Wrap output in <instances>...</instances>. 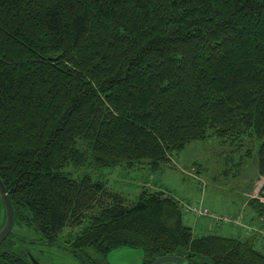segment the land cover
I'll use <instances>...</instances> for the list:
<instances>
[{
    "label": "trees",
    "instance_id": "16d2710c",
    "mask_svg": "<svg viewBox=\"0 0 264 264\" xmlns=\"http://www.w3.org/2000/svg\"><path fill=\"white\" fill-rule=\"evenodd\" d=\"M210 137L259 141L264 177V0H0V179L14 226L41 244L95 212L68 243L83 264L120 247L141 249V264H264L247 241L195 238L166 192L127 205L67 172L155 173ZM10 236L0 264H29Z\"/></svg>",
    "mask_w": 264,
    "mask_h": 264
},
{
    "label": "rangeland",
    "instance_id": "374dc122",
    "mask_svg": "<svg viewBox=\"0 0 264 264\" xmlns=\"http://www.w3.org/2000/svg\"><path fill=\"white\" fill-rule=\"evenodd\" d=\"M258 146L259 141L250 137L232 142L210 137L189 143L155 173L145 164L132 169L125 165L99 170L70 168L67 172L75 180L88 176L104 183L107 191L122 196L127 205L143 191L166 192L181 203L183 223L195 238L217 235L247 241L264 254V211L258 214L250 205L251 200L254 205H264V177L257 172ZM192 207L208 215L197 217L189 211ZM93 215L95 212L87 214L76 228H65L59 242L68 244L90 224ZM39 238L33 229L19 226H14L10 236L16 249L23 247L40 263L83 264L58 247L40 244ZM142 259L143 251L130 247L116 248L107 256L109 264H141Z\"/></svg>",
    "mask_w": 264,
    "mask_h": 264
},
{
    "label": "water",
    "instance_id": "95a60500",
    "mask_svg": "<svg viewBox=\"0 0 264 264\" xmlns=\"http://www.w3.org/2000/svg\"><path fill=\"white\" fill-rule=\"evenodd\" d=\"M0 202L4 209L5 221L0 229V245L7 239L14 227V211L5 186L0 179ZM22 251L29 264H39L34 256L27 250ZM153 264H189L179 256H164L154 261Z\"/></svg>",
    "mask_w": 264,
    "mask_h": 264
},
{
    "label": "flooded vegetation",
    "instance_id": "af4514ba",
    "mask_svg": "<svg viewBox=\"0 0 264 264\" xmlns=\"http://www.w3.org/2000/svg\"><path fill=\"white\" fill-rule=\"evenodd\" d=\"M40 244H41V242H40ZM44 245H46V244H44ZM47 246V245H46ZM49 246V245H48ZM52 247H58V248H60L61 250H64L65 252H68L69 254H71V256L73 255V257L75 258V259H77V260H80L79 259V257H80V255L78 254V253H76V252H74V250H72L71 248H70V246H68V244H65V243H54V244H52L51 245ZM18 249H19V251H20V255H22L23 257H24V254L22 253V251L23 252H25L24 250H26V249H24L23 247H21L20 246V248L18 247ZM39 252H41V250H38ZM39 264H43V262H39Z\"/></svg>",
    "mask_w": 264,
    "mask_h": 264
},
{
    "label": "built area",
    "instance_id": "2783aa9c",
    "mask_svg": "<svg viewBox=\"0 0 264 264\" xmlns=\"http://www.w3.org/2000/svg\"><path fill=\"white\" fill-rule=\"evenodd\" d=\"M189 211H192L193 213H195L197 215V217L204 216V215H208V212L207 211H205V210L204 211L198 210L196 207L190 208ZM216 221H218V220H216ZM227 221H228L227 218L224 219V222H227Z\"/></svg>",
    "mask_w": 264,
    "mask_h": 264
}]
</instances>
